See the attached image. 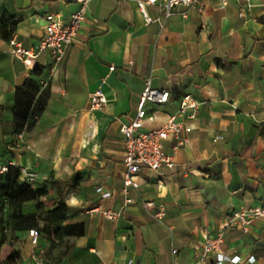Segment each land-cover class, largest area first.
Segmentation results:
<instances>
[{"label": "crops", "instance_id": "obj_1", "mask_svg": "<svg viewBox=\"0 0 264 264\" xmlns=\"http://www.w3.org/2000/svg\"><path fill=\"white\" fill-rule=\"evenodd\" d=\"M136 1L91 0L66 59L50 72L48 52L27 67L9 41L36 48L44 16L69 17L75 0H0V160L35 175L19 198L23 215L61 199L68 207L62 226L83 229L58 239L48 221L37 222V251L46 264H212L214 255L203 258L201 247L205 236L220 234V252L264 264V218L245 231L232 218L264 206V0H206L166 20L147 6L149 24ZM35 66L50 97L34 125L13 134L15 90ZM103 79L107 103L90 110L89 96ZM146 82L169 94L165 104L145 105L154 117L148 129L161 127L186 96L197 107L187 113L193 118L180 119L190 129L183 143H163L174 167L143 169L125 206L120 127L135 118ZM42 188L45 194L35 193ZM98 188L110 196L101 198ZM159 207L162 221L154 217ZM94 208L119 216L108 220ZM31 251L27 230L12 231L2 220L0 264H26Z\"/></svg>", "mask_w": 264, "mask_h": 264}, {"label": "built area", "instance_id": "obj_2", "mask_svg": "<svg viewBox=\"0 0 264 264\" xmlns=\"http://www.w3.org/2000/svg\"><path fill=\"white\" fill-rule=\"evenodd\" d=\"M91 0H75L77 9L70 14L69 17L63 18L60 14H47L44 16L46 22L44 35L39 40L36 48L26 50L23 46L12 37L9 41L11 54L14 58L19 59L27 67L33 65V62L40 54L49 53L53 59V66L50 72H54L66 59L68 50L72 45L78 31L80 30L87 12L88 4ZM127 1V0H122ZM206 0H137V7L146 24L152 22V19L146 12L147 6L156 7L162 19L166 20L174 15L185 16L190 10L201 9ZM221 6H227L229 3L238 0H216ZM114 68L110 67V71ZM40 84L45 87L47 82L40 80ZM105 79H103L98 88L89 96V109L98 110L107 103V99L103 93ZM169 99V94L165 90H156L150 87V83L146 82L139 98V103L135 118L120 127V133L123 136V165L125 173L123 176V193L125 197L124 205L131 204L132 200L127 197L128 190L138 189L140 184L138 178L143 169L151 174H160L163 167L171 169L174 163L171 158L166 155L163 149V143L168 140H174L177 144H182L181 134L190 129L184 125L180 119L184 116L193 118V115H187L188 111L197 107V103L190 100L189 96L181 99L177 112L168 117L164 124L159 128H146L145 122H152L153 116L147 115L145 105L147 103L162 105ZM9 166L17 167L20 171L24 183H31L35 179V175L26 168H19L12 162L3 163L0 160V181L7 173ZM101 198H108L109 193L103 192L102 188L96 189ZM153 202H147V207H152ZM99 212L108 220H115L119 214L110 210H99L94 208L90 212ZM157 221H162L165 217V209L159 207L154 215ZM234 223L239 222L245 231L251 220L256 218H264V206L248 210L246 212L234 213ZM28 243L32 248L29 260L26 264H46L44 258L38 253L41 233L37 229L27 231ZM222 236L219 234L215 238L204 237L201 247L202 257L206 258L214 255L215 259L212 264H254L256 259L254 256H248L242 259L238 255L230 256L220 252ZM172 254H176V250H172ZM18 264V263H13Z\"/></svg>", "mask_w": 264, "mask_h": 264}, {"label": "trees", "instance_id": "obj_3", "mask_svg": "<svg viewBox=\"0 0 264 264\" xmlns=\"http://www.w3.org/2000/svg\"><path fill=\"white\" fill-rule=\"evenodd\" d=\"M12 27H14L12 25ZM42 68L35 66L29 77L22 85L16 88L12 107V133L20 134L29 130L35 120L44 112L50 97L49 85L43 87L39 79ZM27 190L26 183L20 182V171L17 167L9 166L7 173L0 181V224L2 220L12 231H25L30 229L41 230L37 222H49L54 227L53 234L60 239L63 236H78L82 234L81 226H62L68 218V207L58 199L50 210H44L37 204V212L23 215L21 212L20 196ZM38 195L45 194V189H37ZM4 211L6 218L3 219ZM43 230H46V226ZM12 253L7 257L9 260Z\"/></svg>", "mask_w": 264, "mask_h": 264}]
</instances>
